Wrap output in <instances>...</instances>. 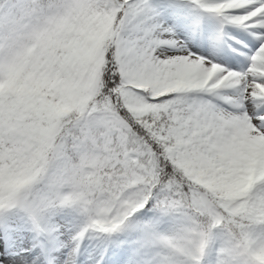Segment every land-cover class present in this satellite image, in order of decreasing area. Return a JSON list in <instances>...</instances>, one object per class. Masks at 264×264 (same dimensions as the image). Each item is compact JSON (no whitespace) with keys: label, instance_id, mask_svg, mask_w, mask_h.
Instances as JSON below:
<instances>
[{"label":"snow or ice","instance_id":"obj_1","mask_svg":"<svg viewBox=\"0 0 264 264\" xmlns=\"http://www.w3.org/2000/svg\"><path fill=\"white\" fill-rule=\"evenodd\" d=\"M0 264H264V0H0Z\"/></svg>","mask_w":264,"mask_h":264}]
</instances>
